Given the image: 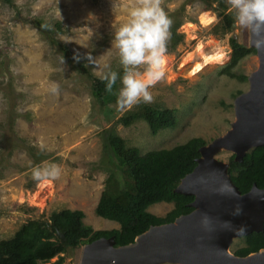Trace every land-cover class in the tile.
Instances as JSON below:
<instances>
[{"label": "rangeland", "instance_id": "1", "mask_svg": "<svg viewBox=\"0 0 264 264\" xmlns=\"http://www.w3.org/2000/svg\"><path fill=\"white\" fill-rule=\"evenodd\" d=\"M137 0H0V240L11 237L29 219H45L53 211L81 210L82 222L93 230L119 228L117 222L95 213L107 170L102 168L104 130L111 128L127 146L140 153L170 148L192 137L207 143L224 134L235 118L233 102L247 91L248 79L239 81L222 73L230 61L229 38L250 46V31L234 24L224 35L213 33L220 16L213 3L205 9L196 0H161L166 14H176L177 32L182 41L167 51L164 78L149 90L150 105L173 108L177 124L152 134L146 121L139 119L128 126L118 118L115 101L105 111L91 95L83 74L73 69L62 55L63 44L86 65L92 75L101 77L107 70L119 71L115 50H111L113 31L126 19V8ZM201 12L212 14L207 26L199 22ZM52 29L40 30L34 23ZM60 23L56 30L55 23ZM216 41L226 56L223 63L210 64L189 76L187 56L198 43ZM258 57L248 54L233 67L235 73L248 76L256 70ZM52 84L58 92L50 91ZM10 101H12L11 104ZM9 117L12 125L8 124ZM15 133L10 136L9 130ZM13 139L29 147L12 146ZM20 140H24L21 142ZM10 143V144H9ZM43 145V147H41ZM46 155V156H44ZM229 151L216 158L228 163ZM56 164L60 175L55 180L34 181V167ZM173 203L160 202L148 207L157 216H165ZM245 245L244 236L235 237L229 245L234 253ZM64 262L79 264L81 247L67 248ZM52 258L51 261L55 260Z\"/></svg>", "mask_w": 264, "mask_h": 264}, {"label": "trees", "instance_id": "2", "mask_svg": "<svg viewBox=\"0 0 264 264\" xmlns=\"http://www.w3.org/2000/svg\"><path fill=\"white\" fill-rule=\"evenodd\" d=\"M9 3L10 0H4ZM205 9H211L213 3L222 6V0H196ZM220 7V8H221ZM213 8V7H212ZM220 16L213 33L224 35L234 26L231 13L225 9L214 8ZM172 19L176 14H167ZM35 25L43 31L52 29L35 20ZM179 21L172 22L171 37L168 50H173L182 41L183 35L177 32ZM60 30V23H55ZM231 55L229 63L222 68V73L239 81H246L247 76L232 71L237 62L248 54H255L256 49L244 46L232 36L229 38ZM62 55L70 62L78 73L83 74L89 83L91 95L98 100L105 111L116 100L119 81L112 92L105 90V81L92 75L86 65L63 44H58ZM121 69L118 71L120 72ZM10 101L9 104H11ZM146 121L150 132L173 128L177 124L176 111L173 108H161L144 104L135 110H128L118 118L125 126L136 120ZM8 124L12 125L9 117ZM9 130L10 136L16 134ZM24 142V140H20ZM12 146L26 145L13 139ZM207 142L201 137H192L183 143L170 148H160L140 153L137 147L127 146L124 138L113 129L104 130L102 143V168L107 170L103 189L95 206V213L107 220L117 222L119 228L112 230H93L82 222L81 210L62 209L53 211L45 219H29L14 234L0 240V264H67L64 253L67 248L75 249L100 237H113L115 246L132 242L134 238L152 225L172 222L176 217L192 210L189 203L191 195H183L174 191L181 178L190 173L200 156L199 148ZM10 144V143H9ZM28 150L29 147H25ZM46 156V155H44ZM228 175L241 193L250 190L253 184L264 188V146H257L245 153L241 161H235L231 155L228 161ZM166 202L173 203V208L165 216H157L147 209L150 205ZM63 233L64 241L58 235ZM245 245L234 254L245 256L264 249V225L258 232L244 236ZM55 260L51 261L52 258Z\"/></svg>", "mask_w": 264, "mask_h": 264}, {"label": "water", "instance_id": "3", "mask_svg": "<svg viewBox=\"0 0 264 264\" xmlns=\"http://www.w3.org/2000/svg\"><path fill=\"white\" fill-rule=\"evenodd\" d=\"M257 39L250 32L258 66L247 78V91L233 102L230 128L199 148L195 167L174 189L193 196L192 210L150 226L124 245L115 246L113 237L83 244L79 264H264L263 248L245 256L229 251L233 238L263 229L264 188L253 184L241 193L228 175L229 164L216 158L229 151L241 161L254 147L264 146V44L258 47ZM58 235L64 241L63 233Z\"/></svg>", "mask_w": 264, "mask_h": 264}, {"label": "clouds", "instance_id": "4", "mask_svg": "<svg viewBox=\"0 0 264 264\" xmlns=\"http://www.w3.org/2000/svg\"><path fill=\"white\" fill-rule=\"evenodd\" d=\"M224 2L234 24L258 37V47L264 44V0ZM171 26L172 20L161 7V0H137L126 8V19L113 31L109 50H115L121 71L111 70L105 65L107 70L100 77L106 82L107 92H112L119 81L115 100L117 111L131 109L140 103H152L149 89L165 76ZM50 91L56 94L58 85L52 84ZM60 171L56 164L34 167L31 178L37 182L55 180Z\"/></svg>", "mask_w": 264, "mask_h": 264}, {"label": "bare ground", "instance_id": "5", "mask_svg": "<svg viewBox=\"0 0 264 264\" xmlns=\"http://www.w3.org/2000/svg\"><path fill=\"white\" fill-rule=\"evenodd\" d=\"M214 20L212 14L208 12H201L199 15V22L203 26H207ZM222 47L218 42L212 41L211 43H198L193 52L187 56V62H191V66L186 70L189 76H193L198 73L203 67L215 64L223 63L226 60L225 54L222 52ZM165 68L168 73H172L170 68Z\"/></svg>", "mask_w": 264, "mask_h": 264}]
</instances>
